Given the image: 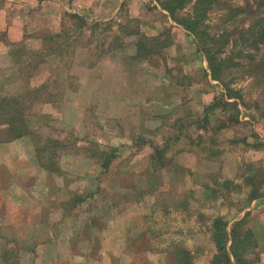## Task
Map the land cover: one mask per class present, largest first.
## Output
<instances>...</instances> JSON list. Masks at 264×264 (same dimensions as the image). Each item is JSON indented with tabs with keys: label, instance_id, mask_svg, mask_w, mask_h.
<instances>
[{
	"label": "rangeland",
	"instance_id": "rangeland-1",
	"mask_svg": "<svg viewBox=\"0 0 264 264\" xmlns=\"http://www.w3.org/2000/svg\"><path fill=\"white\" fill-rule=\"evenodd\" d=\"M100 2L90 3L103 17L119 14ZM131 2L110 25L97 21L98 32L66 19V28L82 32H67L71 45L60 56L28 52L29 73L0 75V97L43 84L24 108L32 133L0 145V264H175L178 248L191 264H214L217 218L226 221L228 252L241 222V263L264 264V80L254 75L264 46L251 66L224 71L223 83L241 94L240 131H222L233 124L230 108L191 135L211 102L193 93L204 77L199 57L178 51L193 49V39L147 27L142 34L155 36L156 54L135 59L141 37L132 30L149 19ZM224 11L211 16L215 30ZM7 140L2 132L0 142ZM253 194L259 198L249 201Z\"/></svg>",
	"mask_w": 264,
	"mask_h": 264
},
{
	"label": "trees",
	"instance_id": "trees-1",
	"mask_svg": "<svg viewBox=\"0 0 264 264\" xmlns=\"http://www.w3.org/2000/svg\"><path fill=\"white\" fill-rule=\"evenodd\" d=\"M155 1L162 10L169 14L174 22L183 26L188 31V34H190L193 39L196 52L202 54L207 60L211 78L219 83L220 91H217V94L209 104H204L201 118H199V120L195 119L191 122L190 126L194 125L200 130H203L202 128L210 121V115L215 110L227 112L230 108L233 110H230L231 114L228 115V117L232 118L233 124L240 123V110L237 106L238 100L239 102L241 100V94L238 90L230 88L223 83V75L224 71L232 67L241 66L243 61L249 64V66L256 62L257 53L261 50V46H264V0ZM217 9L225 10L223 12V18H221V30H215V27L209 24L212 14ZM71 16L75 17V15ZM74 19L80 22L77 29L81 28L85 23L79 16H76ZM142 33L143 32H132V34L141 37L140 41L136 43V52L133 56L137 60L147 58L153 53L156 54L152 49V44L154 45V43H156L155 36L148 37L146 34L144 35ZM160 35L161 33H159L158 39ZM58 38H61L60 34L48 37V40L51 42L45 43L46 45L43 44L44 56H60L63 49L70 47L68 45H71V42L68 43L69 37L67 36V32H65V39L62 40L61 43L58 41ZM53 39H55V41H52ZM166 46L167 44H164V47ZM253 51L254 53H252ZM257 68L258 72L254 75L256 77L260 76L262 80H264V53L260 59L258 58L255 69ZM201 69L203 70L204 76H207L206 70L204 68ZM252 73H254V71ZM249 75V77H254L253 74ZM13 83L14 82L11 80V83L8 84ZM41 85L34 83L32 88L33 91H29L31 88L27 87L26 93L21 97H0V128L5 127L8 130L11 140L32 133V127L28 125L31 117L27 116L31 115V113L25 114L24 108L27 109L33 106L35 99H37V95L41 93ZM6 90V92H8L11 89ZM4 94L6 95L8 93ZM230 99H233V101H229ZM200 121L202 122L201 126ZM220 127H222V125H220ZM48 143L49 142H47V144ZM107 160L108 159L105 158V163L103 164V169L105 170L108 169L109 165ZM256 198H259V195L253 194L248 200L251 201ZM72 200L77 204V202L83 199H80L78 196H73ZM71 202H69L70 205ZM240 224L241 222L236 223L231 228L232 244L230 252H228L226 248L228 238L226 221L223 218L214 220L213 239L217 250V255L215 259L212 260L214 264H231V258H233V262L236 264H242L241 254L236 246L238 238L236 234L238 235L237 229ZM6 253L8 254L7 251ZM4 255V259L7 260ZM174 262L175 264H191V254L188 250H181L178 248L174 254ZM15 264L19 263L15 262Z\"/></svg>",
	"mask_w": 264,
	"mask_h": 264
},
{
	"label": "crops",
	"instance_id": "crops-1",
	"mask_svg": "<svg viewBox=\"0 0 264 264\" xmlns=\"http://www.w3.org/2000/svg\"><path fill=\"white\" fill-rule=\"evenodd\" d=\"M134 1L138 8L137 12L149 20H147L146 25L142 24L139 25L138 28H133L132 32H147V27H149L153 32H182V36L186 38L189 37L187 36L188 31L183 26L174 22L169 14L162 10L155 0ZM134 1L132 0L131 5H133ZM90 2L91 0H0V75H13V77L9 79L17 78L15 74L18 69L21 68L26 69V73H29L32 62L30 61L31 59L29 61L27 60L29 58V55H27L28 52H34L33 54H36L34 59L46 57L43 54V44L51 42L48 40V37L60 34L61 38H58V41L61 43L65 38V32H82L81 29L71 30L66 28L67 20H73V18L79 16L84 20L85 27L89 26V32H98V28L95 25L98 23L97 21H105L109 23V25L111 22L117 21L116 19L121 15V11L126 9L129 0H101L100 4L101 7H104L102 8L103 10L109 12L115 8V11H119V14L112 12L104 17L102 16L103 13H99L97 8L91 7L92 4ZM71 15H75V17ZM35 20L39 21L36 22ZM118 29L123 30V32H131L130 29L120 24L118 25ZM183 32H187V34L184 35ZM52 41H55V39ZM180 49L185 51V55L188 59L193 57V55L199 57L196 58L198 60L197 65L206 70L207 76L205 75L204 77L197 78L196 81H200L201 88H194L193 93L198 92L200 96L205 98V101H212L217 91H220V88L219 83L210 76L206 58L202 54L196 52L195 45L193 49L192 47L187 49V47L184 48L181 46L178 51H180ZM76 55L77 50L74 52V57H76ZM10 82L11 80L7 81V83ZM13 82V84H15L16 81ZM209 103L210 102H207V104ZM241 126L242 123L239 125L231 124V126L228 125L227 127H223L222 131L227 130L228 132L233 131L236 133L237 130L240 131ZM200 131L201 130L194 125L190 126L191 135L199 133ZM2 132L8 133V130L5 127L0 128V134ZM14 140L0 142V145L10 143ZM6 180L9 179L7 178ZM19 193L20 197L21 195L22 197L26 195L24 191ZM256 207L257 206L252 209L254 210ZM24 210H26V207ZM27 217L28 211H25V218ZM25 222L27 223L26 219ZM96 224L99 225L98 223ZM96 224L93 225V227L90 224L86 226L88 229H94L97 227ZM71 228L75 229L74 224ZM109 240H112V238L108 236L104 239V241ZM26 243L28 244V241H26ZM1 257L2 256H0V260L2 259ZM262 257L264 258V254H262ZM231 260L233 261V258H231Z\"/></svg>",
	"mask_w": 264,
	"mask_h": 264
}]
</instances>
